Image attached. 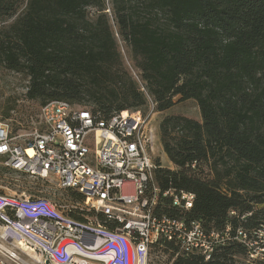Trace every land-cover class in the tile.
I'll list each match as a JSON object with an SVG mask.
<instances>
[{
	"label": "trees",
	"instance_id": "trees-1",
	"mask_svg": "<svg viewBox=\"0 0 264 264\" xmlns=\"http://www.w3.org/2000/svg\"><path fill=\"white\" fill-rule=\"evenodd\" d=\"M117 36L156 112L195 101L202 116L162 119L175 169L158 164L155 175L162 189L194 193L185 219L224 242L209 261L190 255L174 264H264V0H0V66L26 73L27 98L42 106L144 113L147 98Z\"/></svg>",
	"mask_w": 264,
	"mask_h": 264
},
{
	"label": "built area",
	"instance_id": "built-area-1",
	"mask_svg": "<svg viewBox=\"0 0 264 264\" xmlns=\"http://www.w3.org/2000/svg\"><path fill=\"white\" fill-rule=\"evenodd\" d=\"M131 71L147 98L148 115L123 111L105 117L51 101L40 110L39 128L0 122L4 167L56 179L59 189L76 194L66 202L0 192V264H26L17 243L38 256L36 264H174L190 255L209 261L224 242L217 231L185 219L194 193L158 183L156 103Z\"/></svg>",
	"mask_w": 264,
	"mask_h": 264
},
{
	"label": "rangeland",
	"instance_id": "rangeland-1",
	"mask_svg": "<svg viewBox=\"0 0 264 264\" xmlns=\"http://www.w3.org/2000/svg\"><path fill=\"white\" fill-rule=\"evenodd\" d=\"M108 2V0H107ZM95 9H89V17L91 19L95 16ZM113 31L116 33V26L111 10L106 11ZM118 50L123 58L124 66L127 72L131 75L134 82L140 85L136 81L131 67L133 64L130 59V55L125 44L117 36ZM30 78L24 72L11 71L4 66H0V122H10L14 129H25L31 131L35 128H39V114L42 105L39 101L30 100L27 98L28 86ZM178 98L175 100L177 101ZM79 106V105H78ZM83 108H91L90 104H82ZM149 108L145 110V114H149ZM167 115H184L189 118L201 121L202 116L198 104L195 101H185L178 103L172 109L158 113L152 116L153 126L156 128V162L164 168L175 169L173 164L170 162L166 153L163 150V146L160 139L159 125L162 119ZM203 173L211 176L210 167L202 166ZM210 178V177H209ZM0 192L5 194H17L21 195H34V196H48L51 199L62 198L66 202H70L76 194L74 192H67L58 188V182L56 179L39 180L33 178L27 174L16 172L4 167L3 162H0ZM17 248V247H15ZM21 248L26 252H21L22 258L28 264H36L35 260L32 259L33 252L29 248L21 245ZM32 255L28 256V253ZM255 256V255H254ZM243 262V261H242ZM8 264H15L11 261Z\"/></svg>",
	"mask_w": 264,
	"mask_h": 264
},
{
	"label": "bare ground",
	"instance_id": "bare-ground-1",
	"mask_svg": "<svg viewBox=\"0 0 264 264\" xmlns=\"http://www.w3.org/2000/svg\"><path fill=\"white\" fill-rule=\"evenodd\" d=\"M22 244L25 246L24 243H17L16 245L18 246L19 249L22 250V252H26L25 250H23V248H21V245H22ZM26 247H27V246H26ZM27 248H28V247H27ZM30 251L33 252L32 250H30ZM27 253H28V256H29V255H32V254L29 253V252H27ZM33 254H34V253H33ZM34 255H35V256L32 255V256H33L32 259L35 260V258H38V256H37L36 254H34ZM25 263L28 264L26 261H25Z\"/></svg>",
	"mask_w": 264,
	"mask_h": 264
},
{
	"label": "water",
	"instance_id": "water-1",
	"mask_svg": "<svg viewBox=\"0 0 264 264\" xmlns=\"http://www.w3.org/2000/svg\"><path fill=\"white\" fill-rule=\"evenodd\" d=\"M48 264V263H47Z\"/></svg>",
	"mask_w": 264,
	"mask_h": 264
}]
</instances>
